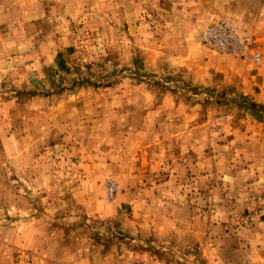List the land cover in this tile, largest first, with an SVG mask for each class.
<instances>
[{
	"label": "rangeland",
	"instance_id": "1",
	"mask_svg": "<svg viewBox=\"0 0 264 264\" xmlns=\"http://www.w3.org/2000/svg\"><path fill=\"white\" fill-rule=\"evenodd\" d=\"M0 264H264V0H0Z\"/></svg>",
	"mask_w": 264,
	"mask_h": 264
},
{
	"label": "built area",
	"instance_id": "2",
	"mask_svg": "<svg viewBox=\"0 0 264 264\" xmlns=\"http://www.w3.org/2000/svg\"><path fill=\"white\" fill-rule=\"evenodd\" d=\"M221 27H222V26H221ZM215 30H216V33H217V32H219V31H221V32L225 33V32H224V27H223L222 29H220V30H219V29H217V28H215ZM216 33H215V34H216Z\"/></svg>",
	"mask_w": 264,
	"mask_h": 264
}]
</instances>
